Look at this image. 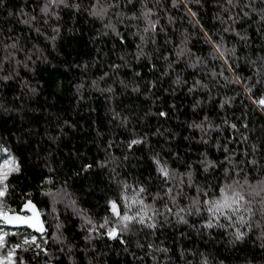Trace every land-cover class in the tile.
<instances>
[{
  "label": "snow or ice",
  "instance_id": "6c2138e0",
  "mask_svg": "<svg viewBox=\"0 0 264 264\" xmlns=\"http://www.w3.org/2000/svg\"><path fill=\"white\" fill-rule=\"evenodd\" d=\"M181 2L182 0H172V8L181 6ZM259 2L264 4V0ZM3 3L4 0H0V5ZM36 3L39 14L29 15L21 10L19 14L24 18L18 22L34 31L37 39L43 38L53 47L61 33L63 11L85 13L93 21L100 23L102 30L97 29V37L112 36L121 48L126 46L127 36L138 38L132 53L123 52L118 57L120 63L111 62L108 65L111 73L104 72L89 85L111 94L108 99L115 95L114 89L111 85L100 88V82L105 81L106 77L112 78L119 74L122 68L132 72L130 82L119 80L122 88L127 90L131 85L133 93H141V84L138 82L141 73L135 70L131 61L139 63L147 60L150 70L159 71L160 77L148 81L144 85L146 89H154L160 78H171L169 88L165 91L171 90L175 93L177 89L186 88L187 94L193 96L191 107L194 115H198L197 110L203 111V106L210 105L221 112H232L234 119L219 116L218 113L219 122L208 114L202 119L185 122L183 127L191 130V134L184 136L183 141H195L204 148L194 160L188 159L191 148L187 152L181 151V140L169 128L156 127L154 131L148 132L132 129L128 138L121 142L120 146L125 150L122 157L109 151L115 147L113 143H109L103 160L83 163L80 166L84 173L94 166L101 170L108 169L109 181L115 185V189L113 195L105 199L103 216L93 215L88 209L81 207L78 199L68 192L67 182L56 187L55 170L51 167H48V173L42 176L37 185L39 196L45 198L40 202H46L51 211L44 213L31 191H22L20 205L16 209L12 208L7 203L9 196L15 191L10 177L21 174L22 167L12 150L0 143V154L5 157L0 161V224L22 230L9 233L0 229V249L8 248L6 254L0 255V264H32L41 255L46 258L45 264H53L55 258L50 251L51 245L58 246L57 251L66 257L67 264H76V246L64 234V224L57 214L58 204H63L66 210H70L79 219L77 226L83 232L84 250L94 247L96 241L106 238L107 241L123 246V251L133 261L142 262L145 257H149L153 264H172L177 250L170 249L162 241L157 243L159 235H163L169 228L179 229L184 226L201 237L205 234L212 237L214 232H218L220 235H231L234 238L231 242L235 243L243 240L247 230L253 228V220L257 214L264 220V176L254 179L256 175L264 173V143H249L251 137L246 134L249 131L248 112L244 111L240 116H235L233 111L237 97H241L242 108L251 107L254 113L264 114V56L253 60L248 55H241L238 48V45L247 46L249 42L242 26L249 22L251 14L257 13L260 21L264 22V8L257 9L256 0H223L214 16L219 26H213V29L205 28L196 19L194 27L199 26L202 43L207 47V51L202 54L189 47L186 30L181 34L179 43H174L165 35V45H172L170 51L174 59L163 53L155 55L156 60L162 58L165 61L162 68L153 62L154 54L160 51L155 47L157 39L161 33H165L166 27L160 21L159 0L152 7L148 6V0H87V3L85 0H36ZM195 3L199 4V0H195ZM183 7L191 17L197 16L186 2ZM174 21V17H168L169 24ZM50 22H54V25ZM121 26L129 31H121ZM47 28H51V35L47 34ZM8 39L10 43L0 41V63L7 61L9 65L15 66L7 74H3V69L0 68V86L18 78L17 68L32 70L30 63L35 65L37 61L47 60L37 44L26 48L21 45L20 37ZM261 39L264 40V35ZM149 45L153 46L151 51ZM20 53L24 55L23 60L17 59ZM240 61L252 69L250 75L244 76L240 73ZM180 64H183V71L178 69ZM78 67L86 70V66ZM188 69L193 70L188 74L191 76L190 80L184 74ZM232 85L239 86L235 95H221L222 89ZM83 87V83L78 85V91ZM28 91L34 93L36 89L28 88ZM159 99L160 97H156L152 103ZM175 108L176 105H169V110ZM112 115L114 120L120 121L121 126L127 127L130 116H122L115 110H112ZM135 115L134 112L131 113V117ZM152 116L166 122L169 111L161 108L153 113L149 109L140 121ZM196 132L199 133V140L196 139ZM151 137L157 138L159 147L153 146ZM161 140L163 143H160ZM139 148H144L149 153L150 171L144 179H133L129 182L121 177L117 167L134 157ZM211 149L219 152L222 158H213ZM45 215H52L54 219L50 235L46 221L42 218ZM229 229L232 230L231 233ZM9 235L19 236V242L9 247L6 243ZM180 238H185L184 232H180ZM133 247L147 251L143 256H138L136 252L130 251ZM29 252L32 253L31 260L22 254ZM189 252L194 258L199 256V264H216L214 259L198 249L180 248L178 254L182 264H194L193 260L187 259ZM55 264H64V260L56 259Z\"/></svg>",
  "mask_w": 264,
  "mask_h": 264
},
{
  "label": "trees",
  "instance_id": "16d2710c",
  "mask_svg": "<svg viewBox=\"0 0 264 264\" xmlns=\"http://www.w3.org/2000/svg\"><path fill=\"white\" fill-rule=\"evenodd\" d=\"M155 2L156 0H148V6L152 7ZM185 2L192 11L197 13L196 17H191L187 13L186 8L183 7ZM222 2L223 0H199L197 4L195 0H182L181 6L172 8V0H159L160 21L166 27L165 33H161L157 39L155 47L160 51L154 54L153 62L159 68L164 66L165 61L162 58L155 59V55L160 53L174 59L170 51L172 45H165V35L174 43H179L181 34L185 33V30L189 35V47L198 54L206 52L207 47L202 43L199 26L194 27L195 20L199 19L207 29H213V26L218 27L219 24L214 20V16L219 11L218 5ZM136 7L138 8L139 5L137 4ZM255 7L264 8V4L256 0ZM21 10L29 15L39 14L36 0H4L3 5H0V41L10 43L9 37H20L21 45L26 48L37 44L47 60L37 61L35 65L30 63L32 70L17 68L18 78L0 86V143L12 150L13 154L19 158L22 167L21 174L10 177L15 191L9 196L7 203L12 208L16 209L20 205L22 191H31L39 208L44 213L51 211L46 202H40L45 198L39 196L37 189L42 176L47 174L48 167H51L55 170L56 187L67 182L68 192L73 198L78 199L81 207L88 209L93 215L103 216L105 199L112 196L115 189V185L109 181L108 169L101 170L94 166L84 173L80 166L83 163L103 160L105 148L109 143L115 145L109 151L117 157H122L125 150L121 148V142L128 138L132 129L148 132L154 131L156 127L169 128L177 133V139L181 140V151L187 152L191 148L188 159L194 160L204 148L195 141H183L184 136L191 134V130L183 127L185 122L202 119L205 114L216 122H219V116L234 119L232 112H221L210 105L203 106V111L197 110L198 115H194L191 107L193 96L187 94L186 88L177 89L175 93L171 90L165 91L169 88L171 78H160L154 89L151 91L146 89L144 85L148 81L160 77L159 71L150 70L147 60L139 63L131 61L135 70L141 73V79L138 81L141 84V93H133L131 85L127 90L122 88L119 80L130 82L132 78L131 70L122 68L119 74L112 78L106 77L105 81L100 82V88L111 85L114 89L115 95L108 99L111 94L91 88L89 85L104 72L111 73L112 70L108 65L111 62L120 63L118 57L123 52L132 53L138 38L127 36V44L121 48L112 36L97 37V29H101V25L85 13L63 11L60 21L61 33L53 47L43 38L37 39L34 31L18 22L24 18L19 14ZM169 16L175 18L174 23H168ZM50 23L54 25V22ZM134 30L131 29V31ZM242 30L246 31L249 42L247 46L238 45L240 54L248 55L253 60L264 56V40L261 39L264 35V22L260 21L259 15L252 13L251 19L242 26ZM121 31L127 32L129 29L121 26ZM47 34H52L51 28H47ZM148 47L150 51L153 49L152 45ZM17 59L23 60L24 55L18 54ZM78 65L86 66V70ZM14 66L9 65L7 61L0 63L3 74L10 72ZM178 69L183 71V64L178 65ZM238 70L244 76L250 75L252 71L243 61L239 62ZM192 71L188 69L184 73L189 80L191 76L188 74ZM82 83L84 87L78 91L77 86ZM28 88H35L36 91L30 93ZM236 91H239V86L232 85L222 89L221 95H235ZM156 97L160 99L152 103ZM240 100L241 97H237L233 111L235 116H240L244 111L248 112L249 131L246 134L251 137L249 143H264V114L254 113L251 107L242 108ZM173 104L176 105L175 110H169V105ZM161 108L169 111V119L166 122H161L155 116L140 121L149 109L154 113ZM112 110L121 113L122 116H130L127 127L121 126L119 120L113 119ZM133 112L136 114L135 117H131ZM195 135L199 140V133L196 132ZM150 139L154 147H159L157 138ZM160 143H163V140ZM232 147H239V145H232ZM210 153L213 158H222L214 149H211ZM148 155L146 149L139 148L135 151L134 157L124 161L121 167H117V171L129 182L133 179H144L150 171ZM3 158H5L4 154H0V161ZM261 176H264V173L256 175L254 179H260ZM57 209L59 219L64 224L65 236L76 246V264H90V262L91 264H153L149 257H145L142 262L133 261L132 257L123 251V246L114 241H107L106 238L96 241L94 247L84 250L83 232L77 226L80 223L79 219L74 217L70 210H66L63 204H58ZM42 218L46 221L50 235L54 227L53 216L45 215ZM0 229L9 233L22 231ZM231 231L229 229V233ZM180 232L185 233V238H180ZM262 233H264V220H261L257 214L253 220V228L247 230L243 240L235 243L231 242L234 239L231 235H220L214 232L212 237L206 234L201 237L184 226H180L179 229L165 230L163 235H159L157 243L162 241L165 246L177 250L173 255L172 264H182L178 254L180 248L198 249L210 259H214L216 264H264ZM19 239V236L9 235L6 237V243L10 247L19 242ZM57 247L50 246V251L55 258L53 264L56 259H63L64 264H67L66 257L57 251ZM7 251L8 248L0 249V255L6 254ZM130 251L143 256L147 249L137 250L133 247ZM22 254L26 259L31 260V252ZM187 259L193 260L194 264H199L200 258L199 256L194 258L189 252ZM45 260L46 258L41 255L32 264H45Z\"/></svg>",
  "mask_w": 264,
  "mask_h": 264
},
{
  "label": "water",
  "instance_id": "95a60500",
  "mask_svg": "<svg viewBox=\"0 0 264 264\" xmlns=\"http://www.w3.org/2000/svg\"><path fill=\"white\" fill-rule=\"evenodd\" d=\"M0 228L14 229V228H12V227H10V226H5V225H2V224H0Z\"/></svg>",
  "mask_w": 264,
  "mask_h": 264
},
{
  "label": "bare ground",
  "instance_id": "6f19581e",
  "mask_svg": "<svg viewBox=\"0 0 264 264\" xmlns=\"http://www.w3.org/2000/svg\"><path fill=\"white\" fill-rule=\"evenodd\" d=\"M18 239V238H17Z\"/></svg>",
  "mask_w": 264,
  "mask_h": 264
}]
</instances>
